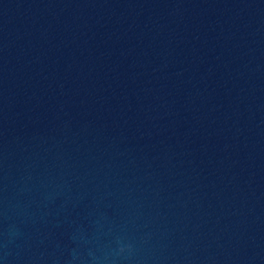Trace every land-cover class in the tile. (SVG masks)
<instances>
[{
  "label": "water",
  "instance_id": "95a60500",
  "mask_svg": "<svg viewBox=\"0 0 264 264\" xmlns=\"http://www.w3.org/2000/svg\"><path fill=\"white\" fill-rule=\"evenodd\" d=\"M0 264H264V0H0Z\"/></svg>",
  "mask_w": 264,
  "mask_h": 264
}]
</instances>
